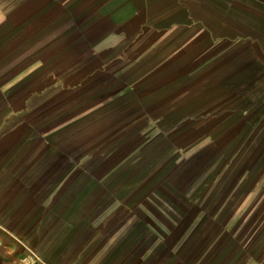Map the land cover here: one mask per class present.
<instances>
[{"label": "crops", "instance_id": "crops-1", "mask_svg": "<svg viewBox=\"0 0 264 264\" xmlns=\"http://www.w3.org/2000/svg\"><path fill=\"white\" fill-rule=\"evenodd\" d=\"M230 137L220 199L236 188L204 215L220 240L164 254L151 232L181 215L182 154ZM255 228L264 0H0V262L264 264Z\"/></svg>", "mask_w": 264, "mask_h": 264}, {"label": "rangeland", "instance_id": "rangeland-1", "mask_svg": "<svg viewBox=\"0 0 264 264\" xmlns=\"http://www.w3.org/2000/svg\"><path fill=\"white\" fill-rule=\"evenodd\" d=\"M245 141L248 143L247 138ZM241 144L242 143L234 137L218 140L215 139V147L213 152H187L182 154V160L192 162L191 164L193 167L182 170L180 175L183 181L182 185H170L171 188H175L176 191H181L182 193V199L180 201L176 200L177 208L180 209L181 207V211H179L181 215L178 214L175 218L170 214H167L168 217H161L160 230L158 233L155 231L151 232V238H153V240L157 238L158 234L160 235V238H165L166 248L163 251L164 254L170 255L176 251L178 252V248L184 246V242L188 241L189 239L198 241L208 240L210 244H216L220 240L221 237H219L218 233L212 232L210 234H206L207 232H205L207 227L212 224L211 220H209L210 218L204 216L206 214L205 207L207 203L209 208H214L215 213L217 212L219 215H224L222 208L226 207L227 202L225 201L227 195L233 192L234 188H236V185L226 186L227 190L225 194V200L222 201L220 199L221 194H219V192H221V186L218 183L221 181L220 177L228 176V174L233 171L234 165L238 157L241 155L236 151ZM234 172L235 171H233V173ZM205 192H208L206 193L207 195ZM212 192V198H214V200L213 204L211 203V205L209 201L212 198L209 199L208 202L205 200V198H207ZM168 208V205H166L167 210ZM216 216L214 217L215 222L217 220H222V223L230 226V228L234 227V224L229 220L227 221L225 216ZM164 228L166 230L165 232H163ZM251 242H253V246L249 248L250 251H253L254 248L264 242V228L257 235L255 228L245 239L244 244L248 245ZM224 244L228 248L230 247L229 250H231V246L233 244L232 241H225ZM198 251L200 254V249ZM220 252L222 251L220 250ZM214 253V255L218 254L217 252ZM0 264L9 263L0 262Z\"/></svg>", "mask_w": 264, "mask_h": 264}]
</instances>
